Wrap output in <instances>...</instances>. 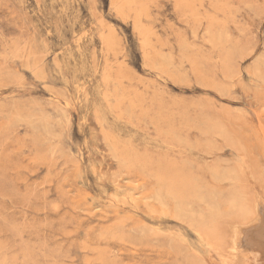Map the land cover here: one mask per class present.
<instances>
[{"label": "rangeland", "instance_id": "rangeland-1", "mask_svg": "<svg viewBox=\"0 0 264 264\" xmlns=\"http://www.w3.org/2000/svg\"><path fill=\"white\" fill-rule=\"evenodd\" d=\"M0 264H264V0H0Z\"/></svg>", "mask_w": 264, "mask_h": 264}, {"label": "bare ground", "instance_id": "bare-ground-1", "mask_svg": "<svg viewBox=\"0 0 264 264\" xmlns=\"http://www.w3.org/2000/svg\"><path fill=\"white\" fill-rule=\"evenodd\" d=\"M240 232V231H239ZM238 234V233H237ZM242 235V234H241Z\"/></svg>", "mask_w": 264, "mask_h": 264}]
</instances>
